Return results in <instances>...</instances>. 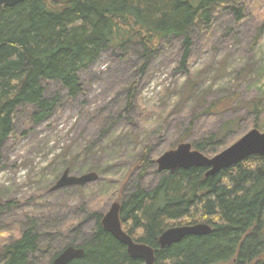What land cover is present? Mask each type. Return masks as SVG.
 Returning <instances> with one entry per match:
<instances>
[{
	"label": "rangeland",
	"instance_id": "1",
	"mask_svg": "<svg viewBox=\"0 0 264 264\" xmlns=\"http://www.w3.org/2000/svg\"><path fill=\"white\" fill-rule=\"evenodd\" d=\"M243 4L241 19L219 7L210 27L195 25L186 70L182 38L172 37L142 72L141 45L105 50L79 73L76 97L57 80L43 82L46 98L58 96L55 110L35 123L36 108L21 106L1 147L0 249L31 229L40 247L32 259L50 264L53 254L90 239L92 212L105 214L138 184L155 185L156 159L180 138L193 145L233 122L220 152L253 128L264 132V0ZM65 169L100 178L52 190Z\"/></svg>",
	"mask_w": 264,
	"mask_h": 264
},
{
	"label": "trees",
	"instance_id": "2",
	"mask_svg": "<svg viewBox=\"0 0 264 264\" xmlns=\"http://www.w3.org/2000/svg\"><path fill=\"white\" fill-rule=\"evenodd\" d=\"M243 6V0H72L64 5L25 0L5 8L0 13V154L15 133L21 106L36 108L35 123L55 110L58 96L45 97L44 81L57 80L76 97L83 89L79 73L105 50L141 45L142 72L160 42L172 37L182 38L180 65L186 70L195 25L210 27L219 7H232L241 19ZM234 125L226 123L193 142L194 148L217 154ZM145 162L143 156L140 164ZM206 172L205 167L179 168L159 172L151 187L138 184L121 201L124 230L155 249V264H264V157L250 156L213 176ZM102 216L92 212L91 237L81 244L85 255L69 264H145L104 229ZM196 223H208L212 231L160 247L166 229ZM38 239L26 230L0 249V264H37L32 256L40 250Z\"/></svg>",
	"mask_w": 264,
	"mask_h": 264
},
{
	"label": "water",
	"instance_id": "3",
	"mask_svg": "<svg viewBox=\"0 0 264 264\" xmlns=\"http://www.w3.org/2000/svg\"><path fill=\"white\" fill-rule=\"evenodd\" d=\"M25 0H0V13L7 7L15 6ZM58 4H68L72 0H53ZM260 155L264 157V132L257 128L249 130L240 139L229 147L213 156H207L202 151L195 149L190 142H182L176 148L165 151L155 163L159 172L174 171L179 168L191 167L207 168L206 175H215L221 170L230 168L246 158ZM100 176L97 172L90 171L82 175H72L69 169H65L57 180L52 190H58L69 186H86L96 182ZM122 203L115 201L109 210L103 214L101 223L104 229L112 234L121 243L126 245L132 258L144 260L145 264H155V249L145 243L137 242L124 230L120 213ZM212 231L208 223H196L192 225L172 226L159 236L161 248L181 241L188 235H205ZM85 255L82 246L69 245L62 249L53 259L52 264H69L74 259H80Z\"/></svg>",
	"mask_w": 264,
	"mask_h": 264
}]
</instances>
